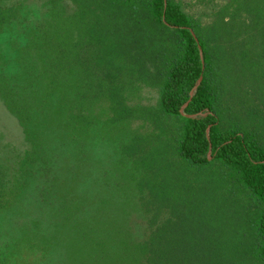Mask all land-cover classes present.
Returning a JSON list of instances; mask_svg holds the SVG:
<instances>
[{
	"label": "rangeland",
	"instance_id": "374dc122",
	"mask_svg": "<svg viewBox=\"0 0 264 264\" xmlns=\"http://www.w3.org/2000/svg\"><path fill=\"white\" fill-rule=\"evenodd\" d=\"M176 1L203 25L224 19L218 79L223 125L242 123L262 132L264 142L263 19L246 9L228 14L222 8L229 0ZM0 6L11 8L0 31V88L25 76L26 42L36 73L35 67L57 58L55 48L38 47L49 36L66 60L65 81L58 80L51 102L62 89L70 99L75 74L83 78L82 91H90V82L97 91L86 134L71 132L51 110L29 138L0 94V264H140L131 248L170 217H179V226L183 222L188 242L208 252L221 249V264H263L249 252L261 204L228 169L198 170L179 158V120L161 112L159 84L143 80L139 62L126 56L118 67L97 66L87 45L86 58L72 62L67 49L82 27L70 0H0ZM113 84L120 88L119 101L135 109L133 118L111 120Z\"/></svg>",
	"mask_w": 264,
	"mask_h": 264
},
{
	"label": "trees",
	"instance_id": "16d2710c",
	"mask_svg": "<svg viewBox=\"0 0 264 264\" xmlns=\"http://www.w3.org/2000/svg\"><path fill=\"white\" fill-rule=\"evenodd\" d=\"M70 1L77 6L82 27L67 49L71 61L80 62L84 56L83 46L87 45L94 49L97 66L118 67L119 59L126 56L139 62L144 68L143 80L149 82L150 77L159 84L161 112L179 120L176 135L179 158L198 170L217 166L228 169L230 175H235L261 204L252 224L253 245L249 252L264 264V142L262 132L240 127L242 123L230 128L223 125L224 110L221 109L218 79L224 19L221 23L203 25L186 13L176 0ZM240 9L256 13V18L263 19L264 29V0H229L222 8L227 13ZM7 13H11V8L0 6V31L7 22ZM52 44L49 36H45L38 45L41 50L49 46L55 48L53 52L57 53L55 60L47 61L41 68L35 67L39 68V73L29 63L27 48L30 43L26 42L23 49L20 47L26 52L24 63H21L25 76L20 83L2 82L0 88L7 108L18 118L28 138L36 126L39 127V117H47L51 110L61 125L70 128L74 134H86L92 122V97L97 91L91 82L90 91H82L80 74H75L78 80L70 99L62 89L60 99L51 102V93L57 89L58 80L65 81L61 67L66 66V60L57 51L58 44ZM242 54L244 56L245 52ZM41 56L45 55L38 57ZM107 68L104 79L109 78ZM96 84L98 89L102 88L101 80ZM41 87L46 90L42 92ZM119 91L117 84L109 90L113 121L135 116L134 108L119 101ZM263 119L264 115L260 124ZM260 128L264 131L262 124ZM7 203L4 201V205ZM178 218L170 217L149 235L148 240L131 248L139 253L140 264H221L225 261L221 249L208 252L195 242H188L183 222L179 226ZM37 226L39 229V224ZM38 231L39 237L43 238L40 229ZM37 241L41 242L39 238ZM86 246L87 243H82L81 248ZM92 247L98 250L101 241H93Z\"/></svg>",
	"mask_w": 264,
	"mask_h": 264
}]
</instances>
